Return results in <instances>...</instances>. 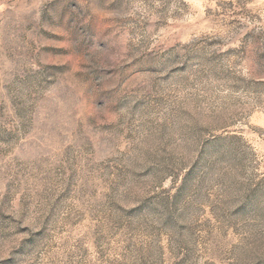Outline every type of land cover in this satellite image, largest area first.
Listing matches in <instances>:
<instances>
[{
	"label": "rangeland",
	"instance_id": "1",
	"mask_svg": "<svg viewBox=\"0 0 264 264\" xmlns=\"http://www.w3.org/2000/svg\"><path fill=\"white\" fill-rule=\"evenodd\" d=\"M0 264H264V0H0Z\"/></svg>",
	"mask_w": 264,
	"mask_h": 264
}]
</instances>
